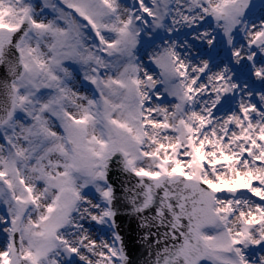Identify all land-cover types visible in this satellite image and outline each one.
<instances>
[{
    "label": "snow or ice",
    "instance_id": "snow-or-ice-1",
    "mask_svg": "<svg viewBox=\"0 0 264 264\" xmlns=\"http://www.w3.org/2000/svg\"><path fill=\"white\" fill-rule=\"evenodd\" d=\"M0 264H264V0H0Z\"/></svg>",
    "mask_w": 264,
    "mask_h": 264
}]
</instances>
